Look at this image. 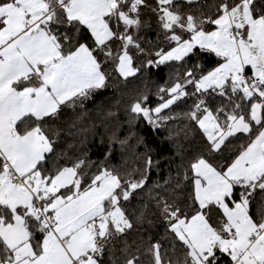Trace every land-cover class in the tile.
Returning <instances> with one entry per match:
<instances>
[{"label": "snow or ice", "instance_id": "1", "mask_svg": "<svg viewBox=\"0 0 264 264\" xmlns=\"http://www.w3.org/2000/svg\"><path fill=\"white\" fill-rule=\"evenodd\" d=\"M162 66L154 106L95 103ZM140 123L180 158L163 183ZM141 255L264 264V0H0V264Z\"/></svg>", "mask_w": 264, "mask_h": 264}, {"label": "trees", "instance_id": "2", "mask_svg": "<svg viewBox=\"0 0 264 264\" xmlns=\"http://www.w3.org/2000/svg\"><path fill=\"white\" fill-rule=\"evenodd\" d=\"M151 2V0H150ZM210 2V0H209ZM146 18L153 21L154 26V17L151 16V13H146ZM148 38L151 40L156 39V33L151 28L147 30ZM211 66V65H209ZM111 71V69H110ZM169 69L167 67H161L160 69H152L150 71H145L139 78H130L135 79V84L129 86L125 91L130 95L121 96L120 92L117 91V88L122 87L121 84L116 83L113 87H110L108 90L104 92L103 95H98L95 103L99 104L101 102H108L120 99L123 102H127L131 95L135 94V89H139L141 91H148L149 93V103L150 105H155L157 102V96L155 95L156 90L159 86L165 84V81L168 80ZM113 76L116 77L115 72H113ZM117 82L119 78L116 77ZM190 106V102L188 105H181L180 110H187V107ZM173 107H176L175 105ZM172 124V122H169ZM135 131H137L140 135L144 136L150 143L153 148V159L154 162H158L157 166L153 169L150 174V178L152 180H160L163 183L161 177H167L169 173L175 175V169L177 165L180 163L179 156L176 155V148L173 146L172 142L166 139L168 136V131L164 129H158L156 131H152L151 127L146 123H140L136 126ZM179 139V138H178ZM192 137H189L188 140L181 139L180 142L184 145H190L192 142ZM196 143H200L199 135H197ZM234 150V149H233ZM155 231V229L153 230ZM159 232H163V228H159ZM141 260L148 264L149 258L147 256L141 255Z\"/></svg>", "mask_w": 264, "mask_h": 264}]
</instances>
